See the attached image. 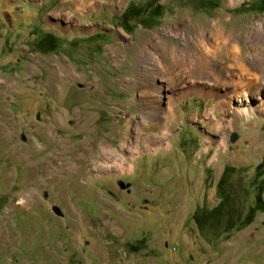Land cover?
I'll return each mask as SVG.
<instances>
[{"label": "rangeland", "instance_id": "374dc122", "mask_svg": "<svg viewBox=\"0 0 264 264\" xmlns=\"http://www.w3.org/2000/svg\"><path fill=\"white\" fill-rule=\"evenodd\" d=\"M263 158L264 0H0V264H264Z\"/></svg>", "mask_w": 264, "mask_h": 264}, {"label": "bare ground", "instance_id": "6f19581e", "mask_svg": "<svg viewBox=\"0 0 264 264\" xmlns=\"http://www.w3.org/2000/svg\"><path fill=\"white\" fill-rule=\"evenodd\" d=\"M214 33H215V37H214L215 42L212 43L211 47L209 45H207V43L205 41L206 37L201 33V30H200V35H197V40H196V42H194V46L188 45L187 48H185V49L184 48L177 49L175 46L169 47V45L166 42L159 40L158 37L156 36V34H153L152 36H150L144 40V42L140 45V47L137 51L138 52L137 54H139L142 61H146V60L150 59L151 53L148 50V47L150 44L153 45L157 50H158V48L159 49L163 48V49L167 50V54H169V56H171V63H172L171 67H168L169 68L168 70L170 72V76L169 77L167 76V78L168 79L170 78L172 81L177 79L178 75L180 74L179 69H178L180 67L183 68V71H186L187 69L190 70V72L192 74L193 73H204L206 71L205 69H209V71L211 73L212 72V65L209 63V56H210L209 51H212L213 54H215L214 56H218V54L224 55L225 54L224 53L225 52L224 47L226 45L230 46L227 49V54L231 53V57H230L231 60L233 61V63L239 65L238 50H237L235 45L231 44V42L233 40H235V38H233L231 32L226 33L223 28H215ZM250 37L254 38L255 35L254 36L250 35ZM185 38H186V36H185ZM255 39L259 40V38H257V37H255ZM159 55L162 56V53H160ZM153 61H154V64L156 66H162L161 65L162 60L160 57L155 56ZM227 63H229V62H227ZM229 66H231V65L229 64ZM156 68H159V67H156ZM212 73L213 74L216 73V75H217L216 79L221 80V76H219L218 71L212 72ZM153 74H154V72H153ZM245 78H247V77H245ZM149 79H151V78H149ZM238 81H234V88H233V94H232L234 96H236L237 93H239L238 88L243 87V86H245L246 88H250V86L253 84V80L251 78L246 80V82H244V83L238 82ZM145 88H146V86H145ZM152 89H154V88H152ZM194 90L196 92H199L200 94H206L205 88L203 86H201L199 88L195 87ZM147 93H149V91L147 89H142L140 95L145 96V95H147ZM240 93L244 96L246 95V97H247L246 92L243 93L240 91ZM156 97L157 98H156L155 102H157L161 99L162 94H157ZM174 99H175V96L172 94L171 96H169L167 105L165 106V108L162 111L154 110L153 116H151V119H152V122H155V123L160 122V127H159L160 132L156 133V135L154 137L152 136L151 138L158 140V141H161L164 139L165 131H163V126H164V129H166V127L168 126L167 125L168 122L173 118L174 112H173L172 102L174 101ZM140 105H141V103H140ZM145 105H147V103ZM156 106H158V104H155V107ZM248 108H250L249 104L243 106L241 111H243V112L247 111L246 109H248ZM237 112L238 111L236 110L235 113H237ZM160 113H162V116L160 115Z\"/></svg>", "mask_w": 264, "mask_h": 264}, {"label": "trees", "instance_id": "16d2710c", "mask_svg": "<svg viewBox=\"0 0 264 264\" xmlns=\"http://www.w3.org/2000/svg\"><path fill=\"white\" fill-rule=\"evenodd\" d=\"M261 163H264V158L257 164L256 168L261 164ZM258 200L260 202V197L258 196ZM222 200H220L219 204L221 203ZM218 204V205H219Z\"/></svg>", "mask_w": 264, "mask_h": 264}, {"label": "water", "instance_id": "95a60500", "mask_svg": "<svg viewBox=\"0 0 264 264\" xmlns=\"http://www.w3.org/2000/svg\"><path fill=\"white\" fill-rule=\"evenodd\" d=\"M235 137H236V135H235V134H232V135L230 136V139H231V140H234Z\"/></svg>", "mask_w": 264, "mask_h": 264}]
</instances>
